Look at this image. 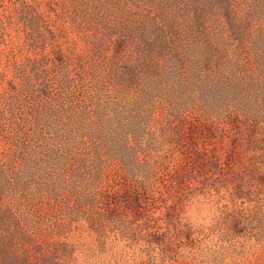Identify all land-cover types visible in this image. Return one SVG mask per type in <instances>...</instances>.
<instances>
[{"label":"rangeland","instance_id":"rangeland-1","mask_svg":"<svg viewBox=\"0 0 264 264\" xmlns=\"http://www.w3.org/2000/svg\"><path fill=\"white\" fill-rule=\"evenodd\" d=\"M248 137H264V0H0V264H264V192L238 230L223 191L166 182L190 143L222 159ZM132 146L156 162L146 215L172 260L88 222L87 195L131 184Z\"/></svg>","mask_w":264,"mask_h":264},{"label":"trees","instance_id":"trees-1","mask_svg":"<svg viewBox=\"0 0 264 264\" xmlns=\"http://www.w3.org/2000/svg\"><path fill=\"white\" fill-rule=\"evenodd\" d=\"M187 131V134L191 135L198 133L194 127ZM203 133L204 136L210 135L212 131L203 129ZM190 145L194 147V152L187 157L186 168L174 165L166 182L178 187L193 180L199 187H208L217 193L223 191L227 196L219 197L230 210L228 219L234 229L239 230L247 224L256 222L262 215L260 208L255 205L254 198L264 192V137L262 139L248 137L240 143L234 142L228 154L222 159L212 155L207 141H202L198 146L193 143ZM128 149L132 153V164L126 163L124 171L131 178V184L117 188L112 184L104 193L93 191L91 195H87L85 202L90 207L88 211L92 213L88 222L95 233H98L103 214H108L111 228L123 239L140 240L145 245L159 248L167 260H172L169 246L164 242V235L155 230L156 226L146 215L151 202L148 196H157L156 194L159 196L157 190L161 179L154 172L156 162L152 159L141 160L133 146ZM169 163L167 161L166 165ZM161 168L165 169L163 163ZM161 196L166 198L163 194ZM218 201L216 199V204ZM97 203L100 204L99 210L95 209ZM175 213L176 209L168 207L167 213L164 214V223L172 224ZM192 230L193 224L186 222L180 235L183 242L191 240L194 234H199V231Z\"/></svg>","mask_w":264,"mask_h":264}]
</instances>
